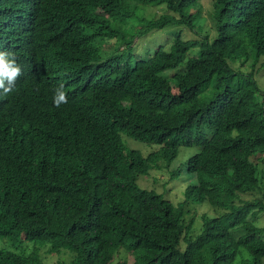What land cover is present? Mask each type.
Segmentation results:
<instances>
[{
	"label": "trees",
	"instance_id": "16d2710c",
	"mask_svg": "<svg viewBox=\"0 0 264 264\" xmlns=\"http://www.w3.org/2000/svg\"><path fill=\"white\" fill-rule=\"evenodd\" d=\"M0 51L21 68L0 90V264H46L40 247L70 264H264V202L243 198L264 197V0H0ZM184 147L200 148L184 202L138 185ZM206 202L219 215L194 239L186 206Z\"/></svg>",
	"mask_w": 264,
	"mask_h": 264
},
{
	"label": "rangeland",
	"instance_id": "374dc122",
	"mask_svg": "<svg viewBox=\"0 0 264 264\" xmlns=\"http://www.w3.org/2000/svg\"><path fill=\"white\" fill-rule=\"evenodd\" d=\"M161 9H153L147 11V16L150 17L151 15H157L159 16L162 14ZM172 30H181L182 33L185 32L184 28H172ZM159 33H153L150 36L154 37L155 35H158ZM166 36V35H165ZM165 36H163L165 38ZM162 38V37H161ZM186 39L189 40H197L198 36L196 33L186 31ZM143 45H146L145 42H143ZM252 61V60H251ZM248 63L246 67H242V70H245L246 72H250V66L253 62ZM263 61V60H262ZM261 61V62H262ZM259 62V67L261 69L260 72L256 74V78L260 79V87L264 91V62ZM258 71V70H257ZM125 142H127V145L129 148L136 149L142 153L143 156L147 155L151 152H156L159 150V146H150L143 144L139 141H136L134 139L128 138L124 136ZM200 152V148H181L178 154V157L172 162L170 165V168H163L162 170L158 169H152L149 171L148 175L141 176L138 178V185L142 189H146L149 191H155L160 194H164V197L171 200L175 205H178L179 203H182L186 200V190L188 186L194 185L196 178L190 175L187 172L186 164L189 161V159L194 156L196 153ZM260 161V169L264 173V155L258 157ZM165 166H167L165 164ZM264 191V190H263ZM246 200H262L264 202V197L261 192H256L253 194H249L247 196H243ZM186 210L188 211L187 217L189 223H194L195 230L193 231V238H197V234L201 231V228L204 226V218L205 216L208 217H214L219 214H217L212 207H210L209 203H191L188 206H186ZM220 213H222L220 211ZM257 224L264 228V212H261V214L258 217ZM241 232V231H239ZM239 232H233V234H239ZM0 248H6L8 247V243L5 240L0 239ZM31 244L32 246L29 247L26 245L28 251L30 249L35 248V243H27ZM184 245V244H182ZM187 248V247H186ZM185 248V249H186ZM184 249V250H185ZM41 256L44 258V261L46 264H70L71 262V255L68 253L62 252L61 255L54 256L49 253H47V248H39ZM122 257H125L126 264L132 263L134 261L133 257L130 255H119L114 264H121ZM243 257H239L236 261V264H242Z\"/></svg>",
	"mask_w": 264,
	"mask_h": 264
},
{
	"label": "clouds",
	"instance_id": "9594fccd",
	"mask_svg": "<svg viewBox=\"0 0 264 264\" xmlns=\"http://www.w3.org/2000/svg\"><path fill=\"white\" fill-rule=\"evenodd\" d=\"M21 75V68L16 62L14 54L0 51V90L4 95L10 93L18 77ZM53 101L57 107L61 103H67V94L64 91V86L61 84L55 89Z\"/></svg>",
	"mask_w": 264,
	"mask_h": 264
}]
</instances>
